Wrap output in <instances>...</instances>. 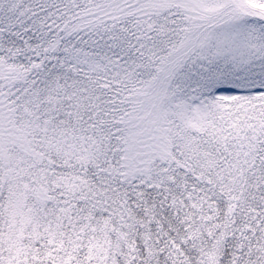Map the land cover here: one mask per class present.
Returning a JSON list of instances; mask_svg holds the SVG:
<instances>
[{"label": "snow or ice", "instance_id": "6c2138e0", "mask_svg": "<svg viewBox=\"0 0 264 264\" xmlns=\"http://www.w3.org/2000/svg\"><path fill=\"white\" fill-rule=\"evenodd\" d=\"M0 264H264V0H0Z\"/></svg>", "mask_w": 264, "mask_h": 264}]
</instances>
